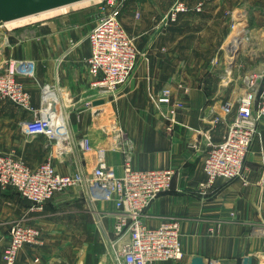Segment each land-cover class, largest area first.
Wrapping results in <instances>:
<instances>
[{
    "label": "crops",
    "instance_id": "0c3cea01",
    "mask_svg": "<svg viewBox=\"0 0 264 264\" xmlns=\"http://www.w3.org/2000/svg\"><path fill=\"white\" fill-rule=\"evenodd\" d=\"M125 1L119 17L141 55L131 80L102 105H94L102 98L87 64L96 10L48 17L3 36L0 66L15 59L33 62L34 69L33 75L17 76L30 94L29 109L0 99V153L14 150L32 169L52 156L59 173L90 175L97 164L95 153L81 145L88 138L94 149L106 150L107 165L118 173L126 153L137 169H173L172 191L152 202L144 221L158 227L178 219L184 257L157 264H192L196 257L264 264V119L246 160L247 182H219L206 197L196 192L212 144L224 138L237 114L245 78L264 74V0H186L190 12L167 29L159 23L168 10L158 11L156 0ZM233 21L252 41L237 64L222 53ZM253 24L256 28L247 31ZM221 67L227 71L219 72ZM166 86L173 90L174 104H181L171 134L166 131L169 106L152 100ZM227 102L233 105L230 117L222 108ZM39 112L65 119L69 144L26 135L25 123ZM117 217L113 201H92L85 187L57 193L43 211L31 210L15 190L0 187V264L17 220L38 228L41 236L39 244L19 251L15 264H117L110 248Z\"/></svg>",
    "mask_w": 264,
    "mask_h": 264
},
{
    "label": "built area",
    "instance_id": "2783aa9c",
    "mask_svg": "<svg viewBox=\"0 0 264 264\" xmlns=\"http://www.w3.org/2000/svg\"><path fill=\"white\" fill-rule=\"evenodd\" d=\"M101 1L100 15L88 35L91 54L87 64L93 77L92 86L98 96L105 99L116 97L119 89L131 80L141 52L120 21L119 16L126 7V1ZM201 9L202 4L197 7L198 11ZM188 12L190 7L185 0H171L170 8L159 24L167 29L177 22L181 14ZM244 35L246 32L237 31V39L241 42L248 39ZM33 69V62L15 59H9L4 67L0 66V99L29 109L30 94L17 76L33 75ZM245 83V94L238 102L237 114L229 122L226 135L212 144L203 162L205 178L196 189L201 197L212 194L219 182H247L246 160L260 135V122L264 119V74L252 73L245 78ZM182 88L184 93H189L188 88ZM172 96V88L166 86L156 97H152L156 106H169L165 114L169 134L178 122L177 114L181 107V104H174ZM222 108L224 114L230 117L232 103L227 102ZM217 121L219 118L215 119ZM24 132L28 136H46L55 145L62 142L69 144L71 140L65 119L47 112H39L26 122ZM81 145L84 152H94L96 155L97 165L90 175L82 172L61 174L54 167L52 156L32 169L11 150L0 153V187L15 190L30 202L33 211H43L47 202L59 192L85 187L92 201H113L118 210L114 238L110 241L117 264H157L182 260L184 251L180 221L169 219L158 227H150L144 221L152 202L172 191L175 171L170 168L137 169L132 164L131 156L126 153L123 171L118 173L107 165L104 148L94 149L88 138H83ZM9 235L10 242L2 258L5 264H15L19 251L25 245L40 243L41 232L24 220H17L11 224ZM208 262L220 264L215 259Z\"/></svg>",
    "mask_w": 264,
    "mask_h": 264
},
{
    "label": "rangeland",
    "instance_id": "374dc122",
    "mask_svg": "<svg viewBox=\"0 0 264 264\" xmlns=\"http://www.w3.org/2000/svg\"><path fill=\"white\" fill-rule=\"evenodd\" d=\"M153 1H155V0H153ZM157 2H158V4H159V6H160V8L158 9V11L161 9V11L160 12H162V11H167L169 8H170V6H171V0H156ZM186 1V0H185ZM101 0H92V1H88V2H84V3H81V4H79V5H76V6H72V7H69V8H65V9H63V10H61L59 13H56V14H54V15H52V16H48V17H53V16H59V15H63V14H77V13H79L80 14V12H82V11H91V10H96V11H94V12H96V16L98 17L99 15H100V6H102V4H101ZM187 3V2H186ZM188 4V3H187ZM197 7L200 5V4H202V2H197ZM189 6V5H188ZM126 8V7H125ZM124 8V9H125ZM65 12V13H64ZM93 12V11H92ZM140 13H142V11H135V16L137 17V18H139L140 17ZM122 14V13H121ZM137 14H139V16H137ZM159 14V13H158ZM166 14V13H165ZM95 16V17H96ZM142 16V15H141ZM48 17H46V18H48ZM96 17V18H97ZM45 18H43V19H41V20H44ZM237 19L238 18H235V20L234 21H237ZM41 20H30V21H28V22H25L23 25H26V24H30V23H35V22H39V21H41ZM121 21V20H120ZM232 22L231 24H230V31H229V33L227 34V38H226V40H225V46H224V48L222 49V53L224 54V56L226 57L227 56V58L229 59V60H231V62L232 63H234L235 62V60H237V61H239L240 60V57H241V55L242 54H244V53H242L241 54V52H245V51H248L249 50V48L251 47V45H252V41H251V39H250V37L248 36V35H244V38H248L247 40H245V41H243V42H241L240 41V39H239V41H240V44H238V39H237V31L239 32V29H243L242 27H240L236 22ZM122 23V22H121ZM158 23H159V21H158ZM23 25H20V26H23ZM233 25H234V28H233ZM256 28V27H254V24L252 25V26H249V28L248 29H246L247 31L249 30V29H251V28ZM17 28H19V26H8V25H6V24H0V57H2V52H1V50H2V45H3V43H4V39H3V36L5 35V34H7V33H9L10 31H12V30H16ZM167 31V30H166ZM242 31H244V30H242ZM241 31V32H242ZM237 40V41H236ZM250 45V46H249ZM236 46H238L241 50H240V53H237L236 52V50H237V48L238 47H236ZM233 47L234 48H236V49H233ZM238 48V49H239ZM236 52V54H234ZM231 53H232V55L233 56H231ZM242 58H244V57H242ZM1 59V58H0ZM237 61H236V64H237ZM7 62V61H6ZM218 64H221V63H217V65L216 66H218ZM6 65V63L2 66V67H4ZM233 66V65H232ZM219 67V66H218ZM232 68V67H231ZM220 70V71H219ZM218 71L219 72H226L227 70H223V67H221L220 69H219ZM231 70H233V69H231ZM224 72V73H225ZM234 72V71H233ZM243 78H244V76H245V74H244V72H241V74H240ZM66 191V190H65Z\"/></svg>",
    "mask_w": 264,
    "mask_h": 264
},
{
    "label": "water",
    "instance_id": "95a60500",
    "mask_svg": "<svg viewBox=\"0 0 264 264\" xmlns=\"http://www.w3.org/2000/svg\"><path fill=\"white\" fill-rule=\"evenodd\" d=\"M85 1L88 0H0V24L10 23L64 7H70ZM238 48L236 52L240 53L241 49ZM236 52L234 54H236ZM236 61L237 60H235V62ZM104 103L105 101L100 99L96 100L94 105L98 106ZM192 264H209V262L205 258L196 257L192 260Z\"/></svg>",
    "mask_w": 264,
    "mask_h": 264
},
{
    "label": "bare ground",
    "instance_id": "6f19581e",
    "mask_svg": "<svg viewBox=\"0 0 264 264\" xmlns=\"http://www.w3.org/2000/svg\"><path fill=\"white\" fill-rule=\"evenodd\" d=\"M88 1H92V0H88ZM88 1H85V2H88ZM82 3H84V2H82ZM79 4H81V3H79ZM79 4H75L73 6H76V5H79ZM70 7H72V6H70ZM65 8H69V7H64V8L53 10V11H50V12L41 13L39 15L23 18V19L16 20V21H13V22H10V23H6V25H8V26H20V25H23L25 22H28L30 20H35V21L36 20H41V19L46 18L48 16H52V15H54L56 13H59L61 10L65 9ZM233 49H236V48L233 47Z\"/></svg>",
    "mask_w": 264,
    "mask_h": 264
}]
</instances>
